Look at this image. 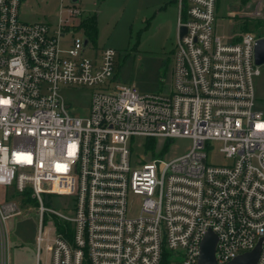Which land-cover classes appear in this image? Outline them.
Returning a JSON list of instances; mask_svg holds the SVG:
<instances>
[{"label":"built area","instance_id":"1","mask_svg":"<svg viewBox=\"0 0 264 264\" xmlns=\"http://www.w3.org/2000/svg\"><path fill=\"white\" fill-rule=\"evenodd\" d=\"M178 2L171 89L145 95L112 86L115 49L86 56L94 47L76 36L84 29L76 5L67 18L61 7L55 22H27L23 0H0V188L26 195L0 197V264H10L8 223L29 199L39 223L35 264H198L209 230L218 264L260 240L256 264H264V112L254 90L263 36L245 31L226 42L216 32L218 0ZM62 86L93 89L86 115L73 113ZM135 138L191 145L139 161ZM214 142L230 163H208ZM44 195L71 204L51 208Z\"/></svg>","mask_w":264,"mask_h":264},{"label":"rangeland","instance_id":"2","mask_svg":"<svg viewBox=\"0 0 264 264\" xmlns=\"http://www.w3.org/2000/svg\"><path fill=\"white\" fill-rule=\"evenodd\" d=\"M70 0H23L20 18L23 21L55 22L62 7V18H67ZM82 11L78 20L81 26L96 15L97 35L91 40L94 48L86 51L92 57L97 50L113 48L117 52V65L112 86L132 85L141 94L167 93L173 81L174 52L178 37V0H79L74 4ZM90 18V19H89ZM251 31L264 37V0H218L216 32L226 42L242 32ZM87 35L86 30L76 34ZM91 46V47H92ZM261 74L254 77L256 109L264 112V64ZM93 89L85 86L61 87L66 102L74 114L88 113ZM154 139L153 152L148 151ZM191 141L186 138H135L133 155L136 160L153 158L168 160L187 150ZM222 143L214 142L209 148L208 163L224 165L230 160L222 153ZM7 194L17 201L26 202V195L14 187L0 188V197ZM48 207L62 209L71 199L59 195H44ZM131 201L140 207V196L132 195ZM50 220V219H48ZM37 204L29 199L24 204V214L10 221L12 253L16 264L36 263L38 233Z\"/></svg>","mask_w":264,"mask_h":264},{"label":"water","instance_id":"3","mask_svg":"<svg viewBox=\"0 0 264 264\" xmlns=\"http://www.w3.org/2000/svg\"><path fill=\"white\" fill-rule=\"evenodd\" d=\"M70 2L72 4H78L79 0H70ZM186 31V28L182 27L181 35L185 34ZM88 43L89 38L86 37L84 45L87 46ZM255 63L257 65L264 64V37L257 40V44L255 46ZM217 241L218 238L216 233L209 230L201 244V253L198 264H218L215 256ZM261 245L262 240L259 241L258 245L252 251L238 255L226 264H256L261 254Z\"/></svg>","mask_w":264,"mask_h":264},{"label":"trees","instance_id":"4","mask_svg":"<svg viewBox=\"0 0 264 264\" xmlns=\"http://www.w3.org/2000/svg\"><path fill=\"white\" fill-rule=\"evenodd\" d=\"M90 19V18H89ZM81 27H83L86 30L87 33V37L90 40H95L96 35H97V21H96V15H93L91 17V21H88V19L83 22V24L81 25ZM154 139L150 140V146H148L147 148L149 149L148 151L153 152L154 149Z\"/></svg>","mask_w":264,"mask_h":264},{"label":"crops","instance_id":"5","mask_svg":"<svg viewBox=\"0 0 264 264\" xmlns=\"http://www.w3.org/2000/svg\"><path fill=\"white\" fill-rule=\"evenodd\" d=\"M233 39V38H232ZM8 225H10V222L8 223ZM7 225V226H8ZM11 238V237H10ZM13 251H12V245H11V249H10V264H16L17 263V259L16 260H14V258H13V253H12Z\"/></svg>","mask_w":264,"mask_h":264},{"label":"snow or ice","instance_id":"6","mask_svg":"<svg viewBox=\"0 0 264 264\" xmlns=\"http://www.w3.org/2000/svg\"><path fill=\"white\" fill-rule=\"evenodd\" d=\"M0 103H6V102H0Z\"/></svg>","mask_w":264,"mask_h":264}]
</instances>
